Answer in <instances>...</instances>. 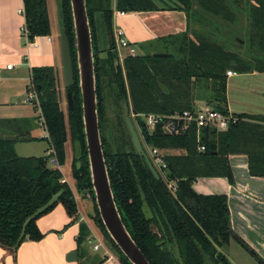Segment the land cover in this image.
<instances>
[{
    "label": "trees",
    "instance_id": "trees-1",
    "mask_svg": "<svg viewBox=\"0 0 264 264\" xmlns=\"http://www.w3.org/2000/svg\"><path fill=\"white\" fill-rule=\"evenodd\" d=\"M114 1L115 11L175 9L183 11L187 19L185 31L139 43L138 48L145 47L146 52L124 57V75L113 37L112 0H86L94 51L100 136L112 193L122 221L150 264H232L218 247L235 240L252 251L230 226L227 197L197 193L192 184L199 177H225L233 184L229 163L232 154H245L249 174L264 178V115L238 114L240 120L226 130H203V152L196 148L195 128L176 135L166 134L160 128L150 133L136 117L135 125L145 146L166 151L183 150L178 154L165 152V178L160 176L157 180L135 151L124 121L122 101L127 100L133 113H179L198 106V101L227 112L226 72H264V0H174L170 7H158L152 0ZM239 1L244 3L243 9ZM56 2L64 11L74 69V82L70 86L74 95L73 106L69 108L67 105L73 151L72 176L77 190L93 200L94 224L118 254L120 263L130 264L108 236L94 202L70 5L69 0ZM23 5L28 39L50 35L52 26L46 0H23ZM241 12L245 14V27L239 23ZM100 19L105 28L107 46L104 58L97 52L95 27ZM58 22L61 26V21ZM195 24L199 29L194 28ZM155 43L165 44L164 49L147 48ZM154 53L169 55L154 57ZM103 88L113 104L114 114L109 120L106 111H102ZM27 91L36 93L48 135V149L52 150L49 156L54 163L48 166L45 157L16 154L15 143L39 139L30 135L28 121L15 120V125H10L11 121H0V246L9 251L17 241L24 220L59 189L64 191L54 205L61 203L64 206L71 217L70 222H74L77 216L75 198L59 169L64 163L68 133L60 107L56 67H32ZM33 108L38 110L36 104ZM5 123L8 125L4 130L6 133L2 129ZM108 146L110 151H107ZM35 160L38 161L37 167L34 166ZM168 183L175 185L174 191L168 188ZM54 205L28 223L21 242L38 241L43 237L36 219ZM88 236L87 226L81 223L78 243Z\"/></svg>",
    "mask_w": 264,
    "mask_h": 264
},
{
    "label": "crops",
    "instance_id": "crops-1",
    "mask_svg": "<svg viewBox=\"0 0 264 264\" xmlns=\"http://www.w3.org/2000/svg\"><path fill=\"white\" fill-rule=\"evenodd\" d=\"M23 8V0H0V107L5 104L6 99L15 97L21 88L22 81L30 80L32 67L54 66L58 72L62 67L60 39L55 36L53 31L48 35L51 37L50 41L45 36H40L37 38L36 47L25 46L22 35L25 22ZM50 22L53 28V19L50 18ZM118 29L122 31L123 37L138 49L139 43L185 31L187 19L183 11L175 9L124 11L120 15L114 7L113 34ZM234 76H246L249 79L244 93L248 94L245 95L248 96V100L241 104V111L230 109L228 92L230 88H233V85L227 86V81ZM227 81L228 112L235 115H264V72L254 71L238 74L232 72L227 76ZM18 84L20 86H17ZM248 101L250 102L248 103ZM12 106L15 107L12 112L6 114L0 112V121H11L10 125H15L13 121L23 119H21L22 114L16 112L21 108L20 105L14 103ZM26 121L31 125L29 127L30 135L39 138L36 141L47 139L46 130L45 134L38 135V125L35 120ZM7 126L5 123L4 133H6L4 130L8 129ZM25 143H15L14 149L17 155L22 156L18 149L21 151L22 147L20 146ZM169 151L172 154L183 152L181 149ZM24 157L38 156L27 154ZM229 163L234 178L233 184H230L225 177H199L193 182L192 187L194 191L204 195H226L230 226L233 232L248 245L252 255L260 264L259 261L264 262V178L249 174L248 159L245 154L230 155ZM62 177L63 181L67 183V174L65 176L62 173ZM68 186L71 189L69 184ZM73 196L77 206V216L74 222H70L71 217L66 213L64 206L57 203L51 210L36 219V225L43 237L38 241L24 240L14 252L0 246V264H121L118 254L110 246L105 247L101 254H93L87 248L91 237L95 238L99 236V233L102 234L95 224H93V228L90 227L79 209L74 193ZM90 206L92 207V205ZM81 223L87 226L90 235L78 243ZM231 241L236 242L230 240L226 246ZM82 246L85 248L83 251L80 250ZM222 247L217 249L220 251ZM74 250L77 251V259L67 261L66 255Z\"/></svg>",
    "mask_w": 264,
    "mask_h": 264
},
{
    "label": "water",
    "instance_id": "water-1",
    "mask_svg": "<svg viewBox=\"0 0 264 264\" xmlns=\"http://www.w3.org/2000/svg\"><path fill=\"white\" fill-rule=\"evenodd\" d=\"M69 5L74 36L78 86L81 99L84 141L86 145L90 181L94 193V202L108 236L120 250L123 256L127 259V261L130 264H150L148 259L145 257L141 249L137 246L127 231L116 206L110 185L99 129L94 51L86 0H69ZM239 6L243 9L244 3L239 1ZM57 18L61 21L59 37L63 68V83L64 87L66 88V101L68 107L72 108L74 95L70 90V86L74 82V69L71 58L70 43L64 23V11L62 8L57 11ZM244 21L245 14L241 12L239 15V23L241 26H243ZM194 28L199 29V26L195 24ZM109 37L111 39L112 35L109 34ZM167 55H169V53L153 54L154 57ZM195 108H200V106L198 105ZM122 111L124 121L129 131L135 151L144 159V162L148 166L155 179L159 180L160 175L144 151L139 136L130 119L129 106L126 99L122 101ZM34 166H38V161H34ZM164 190L167 191L166 189ZM63 191V189H59L43 205L38 207L24 220L17 241L11 249L12 251L17 249L18 245L23 239L28 223L36 216L42 214L51 206H53L58 201ZM76 259L77 251L75 250L69 252L66 255L67 261H75Z\"/></svg>",
    "mask_w": 264,
    "mask_h": 264
},
{
    "label": "rangeland",
    "instance_id": "rangeland-1",
    "mask_svg": "<svg viewBox=\"0 0 264 264\" xmlns=\"http://www.w3.org/2000/svg\"><path fill=\"white\" fill-rule=\"evenodd\" d=\"M114 0H112V9L114 10ZM156 6L158 7H170L172 6L175 2L174 0H152ZM47 2V9L49 12V16L51 19H53V23L54 26L52 28V31L54 32L55 36L60 39L59 37V29H60V23L58 22V18H57V11L60 9L56 0H46ZM97 18H95L96 20ZM242 27H245V22L243 24ZM95 32H96V39H97V52H98V56L101 58H104L106 56V52L104 51L107 46H106V37H105V28L102 26L101 24V19L100 22L98 21L96 23V27H95ZM116 39V38H115ZM239 42H242L241 39L236 38ZM164 45L165 44H153V46H148L147 48H153V49H158V50H163L164 49ZM117 49V47H116ZM242 51V50H241ZM146 52L145 47H141L138 48L136 53H144ZM117 54H118V59L123 71V74L125 75L124 72V66H123V59L127 54V50L124 49H117ZM62 70L63 68L61 67L59 70V83H60V92H61V101H60V107L64 113V117H65V121H66V127H67V133H68V138L65 142V158H64V163L62 165L59 166V168L61 169V172L63 173V175L66 176L67 174V183L71 186V189L73 191V193L76 196L77 202L79 204V209L81 211V213L83 214L84 218L87 220L88 224L90 225L91 228H93V220H92V216L94 217V210L92 209L93 207V200L91 199V197H89V195L87 194H83L81 192H79L75 186V182H74V178L72 176V172H71V164H72V144L70 142V134H69V126L67 123V101H66V94H65V87H64V83H63V75H62ZM235 74H238L235 72ZM248 78L246 76H234L233 78H231V80L227 81V86L228 85H233V88H230L229 92H228V99L230 101V109H235L236 111H241L242 107L241 104L243 103V101L248 100V94H244L245 93V89L248 86ZM235 81V82H234ZM30 85V80L26 79L24 81H22L21 86L18 84L17 86H20V90H18V92L15 94V97L12 98H8L5 101L4 105H1V109L0 112L3 113H9L12 112V110L15 109V107H13L12 105L14 103L20 105V109H18L16 112H19L20 114H22V118L23 120H35L36 124L38 125V135L39 134H45V127H43V125L40 123L39 121V117L41 116L39 110H35L33 108L34 105V100L32 101H27V95L29 94V92L26 90L27 87ZM126 89H127V95H128V86L126 84ZM243 90V91H241ZM103 100H102V111H106V118H112L113 117V104L111 103V100L108 98V95L106 94V89L103 88ZM201 104H204L203 101H198ZM250 101H248L249 103ZM206 104V103H205ZM211 106V105H209ZM232 111V110H231ZM234 111V112H236ZM38 121V122H37ZM133 121V120H132ZM134 123V127L136 129V131L138 132V136L139 139L142 143V146L144 148V151L146 152V154H148V150H147V146L144 145V142L142 140V137L140 135V132L137 128V126ZM4 125H2V129H3ZM104 128V127H103ZM105 132V129H103ZM2 134V131H1ZM113 136L114 132H113ZM25 143V142H24ZM22 150L18 152H21L20 154L22 155V157H24L27 154H33L36 155L38 157H45V161L46 164L48 166L53 165L52 163L54 162V160L52 158H50L49 156V152L50 150L47 149V147H49V142L47 139H40L39 141L36 142H26L25 144H23L22 146ZM19 147V148H20ZM49 150V152H48ZM111 148L108 146L107 147V151H110ZM164 152H166V150H164ZM167 152H171L169 150H167ZM152 163L154 164L156 170L158 171V173L160 174V176L164 179L165 178V173H163V169L161 168V166L159 164H156L153 160L152 157H150ZM168 186V185H167ZM92 205V207L90 206ZM90 235V232H89ZM97 237V238H96ZM95 238L91 237V240L89 241L87 248L91 251V253H95V254H101L104 252V248L105 247H109L107 241L105 240V238L103 237V235L96 236ZM101 244V245H100ZM224 247L221 248L220 252H222V254H224L226 256L227 259H229V261L232 264H259L258 260H256V258H254L255 256L252 255V252L246 250L244 247L240 246L238 243L231 241L229 243L228 246L223 245ZM97 247V248H96ZM85 248L82 246L80 247V250L83 251Z\"/></svg>",
    "mask_w": 264,
    "mask_h": 264
},
{
    "label": "built area",
    "instance_id": "built-area-1",
    "mask_svg": "<svg viewBox=\"0 0 264 264\" xmlns=\"http://www.w3.org/2000/svg\"><path fill=\"white\" fill-rule=\"evenodd\" d=\"M117 13L120 15L123 14V12H120V11H117ZM22 35L24 37L25 46H34V47L37 46V38L40 36H35L32 40H29L28 32L25 26H23L22 28ZM45 37L48 41L51 40L50 36L47 35ZM113 37H114V41H115L118 51L119 49H124V50H127V54H130V55L136 54L137 49L134 46H132L123 37V33L121 30L118 29L113 34ZM231 73L232 71L228 70L226 72V75L229 76L231 75ZM32 100H34V104H36L39 110L38 99L34 91H30L29 94L27 95V101H32ZM198 105L200 106V108L194 107L192 109H186V110H183L182 112H179V113L175 112L172 114L133 113L131 111V108H129V116H130L131 121L133 120V122H135L134 119L138 117L140 121L142 122V124L144 125V127L150 133L154 132L156 128H160L162 132L166 134L176 135V134H181L187 131L189 128L193 127L195 128V139L197 143L196 148L199 152H203L205 150V145L201 142L203 130H214V131L226 130L230 125L237 123L240 120V117L228 111L225 113L221 112L205 103L204 104L200 103ZM39 121L44 126V121L41 116L39 118ZM147 150H148V154H147L148 157L149 158L152 157L154 162L156 164H159L161 168L164 169L165 167V163L163 160V157L165 154L164 150L160 148L152 147V146H147ZM51 151L52 150H50V152ZM168 188L171 191H174L175 185L173 183H168Z\"/></svg>",
    "mask_w": 264,
    "mask_h": 264
}]
</instances>
